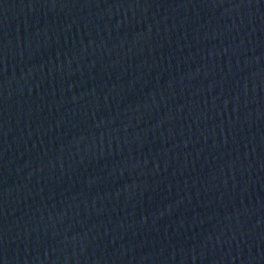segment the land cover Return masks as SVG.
Wrapping results in <instances>:
<instances>
[{
    "label": "water",
    "instance_id": "obj_1",
    "mask_svg": "<svg viewBox=\"0 0 264 264\" xmlns=\"http://www.w3.org/2000/svg\"><path fill=\"white\" fill-rule=\"evenodd\" d=\"M0 264H264V0H0Z\"/></svg>",
    "mask_w": 264,
    "mask_h": 264
}]
</instances>
